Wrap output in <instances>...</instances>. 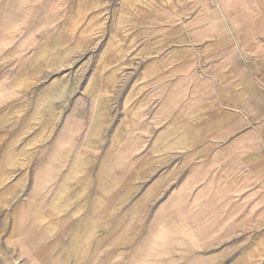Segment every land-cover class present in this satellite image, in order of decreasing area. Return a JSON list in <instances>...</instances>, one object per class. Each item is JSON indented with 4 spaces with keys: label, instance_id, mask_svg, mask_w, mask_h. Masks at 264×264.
<instances>
[{
    "label": "rangeland",
    "instance_id": "rangeland-1",
    "mask_svg": "<svg viewBox=\"0 0 264 264\" xmlns=\"http://www.w3.org/2000/svg\"><path fill=\"white\" fill-rule=\"evenodd\" d=\"M179 3L0 0L2 59H17L0 66V264H264V235L214 244L194 259L198 239L172 240L162 230L146 242L153 211L167 204L158 194L169 165L158 147L153 165L137 171V160L126 159L129 123L118 119L131 111L126 91L140 77L138 48L171 43V33L161 42L155 28ZM37 166H45L38 178ZM40 213V226L23 223ZM41 224L46 236L33 247Z\"/></svg>",
    "mask_w": 264,
    "mask_h": 264
},
{
    "label": "crops",
    "instance_id": "crops-1",
    "mask_svg": "<svg viewBox=\"0 0 264 264\" xmlns=\"http://www.w3.org/2000/svg\"><path fill=\"white\" fill-rule=\"evenodd\" d=\"M179 4V11L161 13L155 28L161 42L171 33V43L138 48L140 77L126 91L131 111L118 123H129L126 159L132 166L137 160V171L153 165L158 147L169 165L161 172L158 194L167 204L153 211L146 242L157 240L162 230L172 240L198 239L191 249L194 259L195 252L214 244L264 235V0ZM6 36L0 32V47ZM3 52L0 66L17 62L2 59ZM186 131L194 132L193 140L180 139ZM159 133L161 141H155ZM37 167L36 178L45 166ZM22 221L40 226L44 215H24ZM108 222L104 233L112 232ZM125 225L119 226L123 233ZM41 227L33 247L46 236ZM105 244H112L110 236ZM226 252L221 246L216 259H225Z\"/></svg>",
    "mask_w": 264,
    "mask_h": 264
}]
</instances>
